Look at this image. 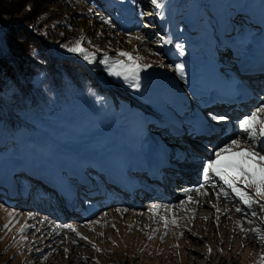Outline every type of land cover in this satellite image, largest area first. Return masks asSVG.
I'll return each instance as SVG.
<instances>
[{"label":"rangeland","instance_id":"1","mask_svg":"<svg viewBox=\"0 0 264 264\" xmlns=\"http://www.w3.org/2000/svg\"><path fill=\"white\" fill-rule=\"evenodd\" d=\"M158 3H161L162 7H156L151 0H70L68 2V8H64L60 15L78 12L87 19V22L83 23L87 38L80 43V47L92 55L100 68H104L96 77L102 82L101 84L107 86L108 90L104 96H99L95 103L71 111L64 106L63 112L37 120L31 125L32 130L29 131L8 130L0 122V164L12 161L10 166L2 167L4 169L1 171L9 172L14 169L15 172L17 170L15 168L19 165L23 166L16 178L11 173L17 192L24 195L28 185L25 179L30 172H33L35 176L42 173L51 177L60 175L61 178H55V181L60 184L70 178L79 187L78 197L81 198L79 203L84 213L83 204L88 197L85 194L87 186H82V180H78L81 177L75 179L63 174L69 171L71 164L79 162L85 169L106 173V169L102 167L103 162L114 163L113 167L115 163L119 166L117 164L119 156L114 153L115 148L118 147L114 144L117 141L121 145L123 139L118 130L124 124L129 126L128 123L135 117L145 120L146 124L148 123L146 119L153 121L149 122L153 124L152 126L148 125L149 123L145 126L146 131L148 133L153 129L154 135L160 142L162 140L164 145L165 141L167 143L171 140L165 133L173 131L166 125L167 120L175 124L172 126L178 127V131L183 128L177 126L178 121L169 120L161 111L162 106L161 108L159 106L161 100L158 101L157 98L150 100L148 97L150 91L156 89L160 82L170 81V86H159L157 89L170 94L166 97L168 99L166 106L175 109V106H170L175 104V101H171L174 98L172 94L181 93L185 89L179 80L178 61L183 58L182 60L186 62L187 59H191L190 57L211 52L220 57L216 59L225 69L237 75L241 69L238 67L234 70L235 63L233 64L231 61L233 59L227 55V52L232 51L225 49L223 54L227 56H223L220 53L221 49L225 46H234L236 49L245 48L253 44L260 49L264 44V0H243V2L240 0H158ZM55 5L57 3H53L54 8ZM152 8L156 9L155 15L149 17L147 15L151 10L148 9ZM168 39L172 43H164V40ZM176 45L182 46L183 55L180 54V48ZM121 51L130 53L141 65L142 70L139 72L138 80L131 75L125 79L124 75L111 74L125 72L123 68L114 67L116 61L122 60L129 63L126 57L119 55ZM234 52L236 54V51ZM203 61L208 67L209 64L214 67L211 70L204 69L203 76H206L201 77L200 81L222 77L220 74L222 65L219 62L213 63L209 61V58ZM144 65H151V67L144 68ZM251 77L258 85L264 87V69ZM176 80L181 86L175 88ZM137 84L139 90H137ZM212 86L214 89L213 84ZM185 91L188 94V96L185 95L186 102L190 105L191 111L179 113L183 119L195 117L196 110L193 106L197 104L196 108L200 107L199 102L194 103L193 92L189 88ZM258 91L255 90L256 93H259ZM257 103H261L260 107L264 106V102L259 99ZM204 114H206L205 109ZM260 118L263 119L262 116ZM209 121L212 124L214 122L213 119ZM185 125L187 130L185 128L183 130H186L185 134H189L192 127L187 123ZM242 136L247 137V134ZM128 143L130 145L137 142ZM228 143L221 140L215 142V146L222 144L220 146L222 147ZM139 147H141L140 142L133 148L134 150L130 147L132 150L129 153L135 154V149ZM172 147L175 148L173 145ZM105 151L107 152L103 153ZM129 153H127L128 156ZM213 153H209L208 156H213ZM91 156H98L104 161L97 163L90 159ZM139 159L141 158L130 155L129 160H124V170L134 171ZM48 164L49 167L46 166ZM202 165L205 164L200 163L197 170H200ZM57 168L63 171L60 173ZM83 168L79 167V171L85 170ZM85 175L90 177V181L94 184L92 188L98 192L96 194L100 196L97 198L102 208L91 212L93 215L79 222H72L71 218H66L65 212L61 213L58 204L54 203L53 195L45 186H43L44 189L42 187L37 192L34 191L29 201L22 204L25 210L17 209V206L10 203L9 187L0 186V264H264V240H261V237H264V210H262L264 201L255 196L254 189H249L251 191L249 195L253 197L251 207H242V201L232 198L230 189L225 190L212 181L207 184L204 181L200 182L197 185L199 190L202 189L205 193L204 189H206L207 192L212 191L214 194L226 192L228 195L225 198L232 199L233 203L231 205L221 203L223 200L218 198L219 202L215 206L212 205V213L208 218L205 213L209 208L207 201L204 200L201 202L202 208H199L201 216L198 219L190 207L184 208L187 201L183 196H179L178 200L180 205L184 206L179 208H175L178 204L172 206L169 203L168 207H165L167 205L161 199L144 202L143 196L138 194L136 198L138 204L133 206L118 203L117 200L106 201L108 193L102 191L97 184L99 182L109 187L106 185L110 184L106 183V178L87 170ZM140 176L141 174H138V181H136L138 185L135 189L145 192L144 187L147 185L139 181ZM178 179L175 178L174 182ZM130 184L133 185L134 182ZM110 187L118 189L117 185L111 184ZM118 187L121 192V187L119 185ZM172 187L173 185L170 189ZM32 196H35L36 209L27 207L33 199ZM22 201L24 199L18 198L16 203L20 204ZM50 205L55 212L58 211L59 217L47 211ZM153 205L159 206L153 209ZM237 207L242 211L236 212ZM253 212L256 213L255 216L252 215ZM9 213L12 215L10 216ZM165 219L169 221L167 228L164 224ZM172 220L176 223L173 224ZM5 224H8L7 229L4 227ZM70 224L76 227V231L81 236L87 237V240L75 236L71 241L70 236L76 233L69 230L67 226ZM80 226L88 227L87 232L81 231ZM44 227L49 229L56 227L59 232L62 231V236L66 239L48 241V236L42 237L41 234L37 243H34V239L38 238L36 235L40 234L39 231ZM253 229L256 231H252ZM50 233L51 231L47 230V234ZM65 249L68 250L67 253Z\"/></svg>","mask_w":264,"mask_h":264},{"label":"bare ground","instance_id":"2","mask_svg":"<svg viewBox=\"0 0 264 264\" xmlns=\"http://www.w3.org/2000/svg\"><path fill=\"white\" fill-rule=\"evenodd\" d=\"M254 45L255 44H253V46H250V47L246 46L245 48L243 47V48L236 49V47H234L232 44L233 47L225 46V48H222L221 52H220L223 54V51L225 49L226 50L229 49L230 51H232V52H227L228 53L227 55H229L230 58L233 59V60H231L233 62V64L235 63L234 70H235V68L237 69L238 67H240V69L243 70V72H240V76L245 77L248 80L250 86L253 87V89H254V86L256 85V82L254 81V79L251 76L255 75L257 73L258 74L261 73V71L264 69V44L260 47V49H257L258 46L257 45L254 46ZM234 51H236V54H234L235 53ZM240 52H241V54H240ZM169 53H172V52H169ZM227 55L223 54V56H227ZM190 56H193V55H190ZM217 57L220 58L219 56L215 55V53H211V52L205 53L202 56L197 55L196 57H190L191 59H187L188 62L186 61L185 64L183 63L184 64L183 70H184L185 74L181 75V73L178 71V73L180 75L179 80L182 83V87H184L185 89L181 93L172 94V96L174 98H172V99L169 98V99H171V101H173V102L175 101V104L170 105L171 107L175 106V109L173 107L172 108L168 107V108H170L171 110L174 109V113H176L177 115L171 114L172 117L169 116L167 118L169 120L174 119V120L178 121L179 125H177V126L185 128V126H186L185 123H187V125L190 124L192 128L189 131L190 132L189 134H185L186 130H187L186 128H185L186 130H183V128H181V131H178V127L173 128L172 132L167 133V135L169 136L168 139L169 140L171 139L169 142L175 140L176 143L181 142V143L195 145L196 147H198V149L201 150L203 148L198 144L197 140H198V137L202 133H204L206 135H209V139H212L214 142H218L221 140L230 142L232 139H239L242 142V147L248 146V141L246 139V136H242L245 133H243L241 131L238 134H235L232 129L226 130V128L225 127L222 128V126H215V127L209 126V125H213L209 121L211 119V117L206 115V114H203L204 109H207V108H210L212 110L220 109V106L223 107V105L225 107L235 106V104L239 103V100L240 101L242 100L241 106L245 107V109L243 108V110L246 111V113L251 114L252 111L255 110L262 103V102L257 103L258 99L261 101H262V99L258 98L256 95H253L247 86L241 87L242 86L241 84L243 82L241 80L240 81L236 80L235 76L232 74V71L225 69L224 66L218 61V59H216ZM259 57H261V58H259ZM186 58H188V57H186ZM208 58H209V61L211 60L213 63L219 62L222 65V68L220 70V74L222 75V77L218 76V77L211 78L210 79L211 81L210 80L200 81L201 77L206 76V75L203 76L204 75L203 70L208 69V68H209V70H211L214 67V65H212V64H209V67H208L204 63L203 59H208ZM259 76H261V75H259ZM234 80H236V81H234ZM212 84L215 87L214 89L212 88L213 87ZM170 85H171L170 81L160 82V84H158L156 86V89H153L152 91H150L149 96H148L149 99L153 100L154 98H157L158 101L161 100L160 105H159L160 107L166 106V103L168 105V99H166V97H168V95H170V94L159 91L157 89V87H159V86H170ZM174 86L176 88L178 86H181V84L178 80H176L174 83ZM186 88H189L190 91L193 92L192 96H194V98H193L194 103L196 104V102H199V105H200L199 109L196 108L197 104L193 106L195 108V110L197 111V113L195 111V114H196L195 115V121H193V122H192L193 119H191V120H187L189 118L183 119L179 114L181 112L183 113V111H186V112L191 111L190 105H188V102H186V96H188V94L185 91ZM245 91L248 92L249 94L241 95V93H243ZM181 95H183L184 99H183V97H181ZM173 99H175V100H173ZM254 112H256V111H254ZM259 115L262 116L264 119V114H259ZM186 120L189 121L190 123L187 122ZM181 121H186V122H181ZM146 122L149 123V122H153V121H147L146 120ZM128 124H129V126H126L124 124L125 126L123 125L122 128H120L118 130V133L122 135L121 138L123 139V143H121V145H120V143H117V141H116L114 144V146L117 144V147L119 148V149L115 148V150H114V153L119 156V162H117V164H119V166H116V163H115V165L113 167L114 163L103 162L102 167H104L106 169V171H107V173H106L105 171L100 172V171H94L93 169H85L77 161L78 163L71 164L69 167V171L67 173H63V174L67 175L68 177H71V178L75 177V179H77L78 177H81V178H78V180H82V186L83 185L87 186L86 190H85V194L92 199H98L97 197H100V196H98L96 194L98 192L92 188V187H94V184H92V181H90V177L88 178L85 175L86 170L91 171L92 173L93 172L97 173L103 178L105 177L106 183H110V184H106L109 187H106L105 185H103L101 187L102 191L109 193L112 196H118V195H120L118 185H120V187L122 188L123 194H125L127 196H130V195L134 196L135 195L134 193L128 192L127 190H125V188H130L131 185H130V181L125 178L126 172H130V169L124 170V168H125L124 160H129L130 155H134L135 158L140 157L141 159H139V161L136 162L135 166H137V167H135V169H133L134 171H132V172H134L136 174H141L142 176H145V177H148L150 180L155 181L156 183L159 182V180H161V178H163V181L161 182V186H162V193L164 195L162 193H159V192H153L150 184H148L146 187H144L146 189L145 192L140 191V190L137 191V193L139 195L142 194L144 196V202H149L151 199H161V200L165 201L166 204L165 203L164 204L167 205V206L164 205L165 207H168V203L172 206H174L175 204H178L175 208H179L181 206H184V205H180L181 203L178 200L179 196H180L179 192H177L178 190L177 191L174 190V189L180 188L182 186H179L177 183H175L174 182L175 178H171L172 176H170V175H172L171 172L173 170L175 177H181L182 179L190 178L191 175L197 173V171H198L197 169H198V167H200V164H198V160H189L190 159L189 157H185V158H183V160L186 161V163L175 162L172 159V156L176 155L175 151L166 149L164 147L165 145L162 143V140L160 142L158 140V137H156L154 135L155 133H153L152 131H149L147 133L146 129L144 128L146 126L145 120L135 117V118H132L130 123H128ZM154 124L156 125V123H154ZM168 124H170V126L175 125L173 123L168 122V120H167L166 125H168ZM148 125L152 126L153 124L149 123ZM209 127H211V128L213 127L214 131L218 130V129H222L225 131L226 134L225 133L222 134L221 131L213 132L211 130L206 131V132H202L205 129H208ZM188 135H190V136L193 135L195 139H192ZM137 136H140L139 140L130 141V140L135 139ZM242 138H244V139H242ZM153 141H154V143H153ZM128 142H137V143L140 142L141 147H139L138 149H135L136 150L135 154L129 153L137 145V143L129 145ZM154 145H156L157 147H155ZM221 145H218L216 148H219ZM130 147L132 149H130ZM155 148H157L158 150ZM106 152L107 151H105L103 153H106ZM127 153H129V156ZM93 154H97V153H93ZM205 158H207V157H205ZM90 159L96 161L97 163H101L102 161H104L102 158H99L98 156H93V157L91 156ZM143 159L146 160V162ZM212 159H213V156L208 158V160H212ZM63 161H65V160H63ZM172 163H174V164H172ZM6 164H1L0 167L10 166L12 164V161H9ZM72 165H74L73 171H72ZM46 166L49 167V164ZM79 167H82L85 170L79 171ZM15 169H17L15 172H14V169L12 171L10 170L11 172L10 171L8 172L7 170L5 172H2V171L0 172V186L2 185L3 187L4 186L9 187L10 195H11V193H12V195L11 196L9 195L8 198H9L10 203L12 205H14L15 207L17 206L16 207L17 209H24L25 210V207H22V204L27 203V201H29V197L33 193H35L34 191L37 192L39 189H42V187L45 186L46 188L49 189V192L53 195L52 197L54 199V203L58 204L59 210H61V213L65 212L66 218H69V219L71 218L73 220L72 222H79V221H82L83 219H86L88 216L93 215V213H88V212L82 213V208L80 207V203H79V201H81V198L78 197L79 187L76 186V182H73L70 178H68L69 180H65L62 184H60V183H57L55 181V178H61L60 175H57V176L53 175L54 177H51L48 174L42 173L39 176L38 175L35 176L34 174H32L33 172L32 173L30 172V174L25 179L26 181H28V185L26 187V190L23 193L24 195H22V193L20 194L19 192H17L18 190L15 189V187L13 185L14 180H12L13 178H12L11 173H13L14 177L16 178V175H18V173L20 171H22L23 166L19 165ZM57 169L59 170L60 173L63 171L59 168H57ZM31 171H33V170H31ZM114 171H116V172H114ZM164 172H166L167 174L164 175L163 174ZM164 176H166V177L164 178ZM122 180H125V183H123ZM200 181H202V180H200ZM209 181L214 182L217 186L222 187L225 190H229V188H225V187H227V185H224L223 181H220L218 177H215V176L212 177L211 176ZM168 182H173V183L169 184ZM182 183H185V182H182ZM111 184L117 185L118 189L116 190V189L110 187ZM171 185H173L172 189H170ZM237 186L241 189L244 188L243 184H238ZM205 188H208V187L205 186ZM43 189H44V187H43ZM244 190L247 191L249 194L251 192L249 189H244ZM204 191H205V193L203 192L202 189L199 191H196V189H194L191 192L190 196L186 198L187 202L184 201L187 204V205H185L186 207H184V208L187 209L190 207V209H192L196 213L198 219L201 216V214H199V208H202L201 202H204V200L207 201V205H208L207 207L209 209H206L205 214L207 215L208 218H210V213H212L211 209H213V206H215L217 204V202H219L218 201V194H214V192H212V191L207 192L206 189H204ZM206 192H207V194H206ZM229 193L231 194V196L233 198L235 197L236 200L240 201V198L238 196H236V194L233 193L231 189H230ZM34 197L35 196H32L33 199H31L32 204L30 202L29 203L30 205L27 204V205H29L27 207H29V208L33 207L36 209L37 204L34 200ZM49 197H50V194H49ZM154 197H157V198H154ZM18 198H21L22 200L24 199V201H22L20 204L16 203ZM189 198H191V202H189ZM219 198L223 200V202H221V203H225L228 205H231L233 203L232 199H227V198H225V196L219 195ZM61 200H62V202H61ZM69 203H71V204H69ZM136 203L138 204V201L132 200L129 205L133 206V205H136ZM189 204H191V205L189 206ZM87 205L92 207L94 204H92L90 201L86 202L84 205L85 207L84 206L83 207H84V209L88 210V208L86 207ZM48 207H49V209L47 210L48 212H50L54 216L58 215V217H59L60 214L58 213V211L55 212L53 210L52 205H50ZM242 207H246V206L243 204ZM89 209L93 210L94 208H89ZM45 214H47V213H45ZM58 217H57V219H58ZM223 221H225L224 217H223ZM72 227L76 228L75 226H72ZM80 227L82 228L81 231L88 229V227H85V226H80ZM32 229H33V227L30 228V231H32ZM47 230L51 231V233L47 234ZM86 232H87V230H86ZM39 233L40 234L36 235V237H38V238L34 239V243H37L36 241L39 240V238L41 237V234L43 235L42 237H44V235H47L48 241L49 240L57 241L59 238H61V240L66 239L62 236V234H63L62 231L59 232V229H57L56 227L54 229H49L48 227H44L39 231ZM75 236L80 237L81 235L78 236L77 234H72L69 239H71V241H72Z\"/></svg>","mask_w":264,"mask_h":264},{"label":"trees","instance_id":"3","mask_svg":"<svg viewBox=\"0 0 264 264\" xmlns=\"http://www.w3.org/2000/svg\"><path fill=\"white\" fill-rule=\"evenodd\" d=\"M68 2L0 0V122L8 130H32L37 120L95 103L108 90L92 55L68 51L87 38L83 14L60 15Z\"/></svg>","mask_w":264,"mask_h":264},{"label":"snow or ice","instance_id":"4","mask_svg":"<svg viewBox=\"0 0 264 264\" xmlns=\"http://www.w3.org/2000/svg\"><path fill=\"white\" fill-rule=\"evenodd\" d=\"M151 3L156 7H162L158 0H151ZM140 39H143L140 37ZM163 39V37L161 38ZM164 43L170 44L172 41L170 39L164 40ZM180 48V54L183 55V48L181 45H176ZM70 52H78L83 54L85 50L77 44L75 47L69 48ZM121 57H126L129 63L124 61H116L114 67H120L125 69L124 73L112 72V75L121 76L127 79L131 75L134 79H139V72L142 70L141 65L137 63L136 58H134L128 52H119ZM163 67L164 65H160ZM144 68L151 67V65H144ZM177 71L183 75V65L177 66ZM137 90H139V85L137 84ZM259 114H264V106L259 107L256 112H253L249 117L242 119L239 122V128L243 133L247 134L248 146L242 147V142L239 139H232L228 144L215 150L213 153V159L208 161L203 169L202 178L205 184H207L211 176L218 177L220 181H223L224 185H227L233 193L236 194L247 207H251L253 203V197L249 195L244 189H254L255 196L259 200L264 201V119L260 118ZM211 115V114H210ZM213 120L217 122L226 121L228 118L225 116H212ZM243 184L244 188L241 189L237 185ZM215 186V185H213ZM203 187V185H201ZM199 191V188L196 189ZM227 197L226 192H221L218 194ZM191 202V198H189ZM153 209L158 208L157 205L152 206ZM236 212H241L242 209L237 207ZM264 210V208H262ZM11 216L12 213H9ZM106 215V214H105ZM253 216L256 215L255 212L252 213ZM173 224L176 223L175 220L171 221ZM169 221L164 220L165 227L167 228ZM8 228V224L4 226ZM71 232H75L78 236L80 233L76 231L71 225L67 226ZM243 230V229H242ZM252 231H256L253 229ZM81 239L87 240V237L80 236ZM152 239V237H149ZM264 240V237H261ZM91 243V241H89ZM95 248V245H93ZM67 249L65 252L67 253ZM99 251V249H97ZM209 253L211 249L209 248Z\"/></svg>","mask_w":264,"mask_h":264}]
</instances>
